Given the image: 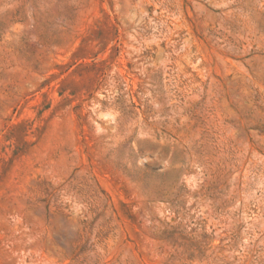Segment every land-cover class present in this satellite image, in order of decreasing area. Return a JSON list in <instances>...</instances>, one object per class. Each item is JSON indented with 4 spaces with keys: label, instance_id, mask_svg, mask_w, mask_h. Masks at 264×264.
Returning a JSON list of instances; mask_svg holds the SVG:
<instances>
[{
    "label": "rangeland",
    "instance_id": "rangeland-1",
    "mask_svg": "<svg viewBox=\"0 0 264 264\" xmlns=\"http://www.w3.org/2000/svg\"><path fill=\"white\" fill-rule=\"evenodd\" d=\"M0 264H264V0H0Z\"/></svg>",
    "mask_w": 264,
    "mask_h": 264
}]
</instances>
